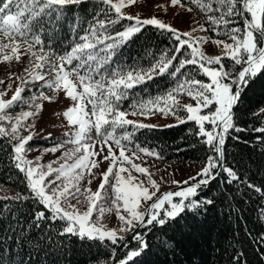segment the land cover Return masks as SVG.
Masks as SVG:
<instances>
[{
	"label": "snow or ice",
	"instance_id": "obj_1",
	"mask_svg": "<svg viewBox=\"0 0 264 264\" xmlns=\"http://www.w3.org/2000/svg\"><path fill=\"white\" fill-rule=\"evenodd\" d=\"M133 3L0 0V61L20 63L22 57L28 61L21 74H9L0 91V137L9 142V160L26 182V192L3 197L12 202L0 208V216L10 220L12 235L4 236L11 243L6 251L0 248L4 253L0 264H24L25 247L46 257L58 253L60 259L65 252L91 254L95 248L88 264H169L159 260L160 253L175 256L176 238L169 232L181 221L187 226L189 216L195 219L214 204L207 191L219 176L227 185L239 182L238 190L246 187L264 198V184H255L247 171L229 163L226 150L231 133L237 140L241 133H256L254 140L264 158V0H171L172 6L203 15L205 22H194L197 27L190 31L156 15L126 12ZM233 17H243L242 28L233 24ZM149 26L170 40V46L150 53L146 64L143 60L128 64L124 45ZM198 30L224 37L212 40L222 46L219 54H206L201 45L212 38L193 36ZM165 75L172 80L158 94L133 98L136 86ZM12 76L18 83L9 97ZM182 95L190 102L181 103ZM128 99L132 103L122 107ZM44 102L63 103L53 114L62 117L65 129L60 141L43 150L55 153L63 148L62 157L47 164L39 155L27 156L33 151L29 142L42 131L34 121ZM170 114L177 123L194 122L198 126L194 134L207 148L198 171L184 180L170 179L178 190L161 191V182L144 163V157L159 159L161 153L139 143L133 134L157 125L129 116ZM45 135L51 138L52 133ZM160 181L168 183L163 177ZM29 201L31 207L25 209ZM106 212H114L118 227L109 226ZM11 221L19 226L18 232ZM141 226H150L148 233L137 231ZM130 232L134 247L125 243ZM65 237L72 238L67 245ZM257 237L264 246V230ZM119 247L125 251L117 255ZM234 252L230 264H242L243 251Z\"/></svg>",
	"mask_w": 264,
	"mask_h": 264
},
{
	"label": "trees",
	"instance_id": "obj_2",
	"mask_svg": "<svg viewBox=\"0 0 264 264\" xmlns=\"http://www.w3.org/2000/svg\"><path fill=\"white\" fill-rule=\"evenodd\" d=\"M187 3L188 0H182ZM199 15L202 22L204 18L198 10H193ZM234 25L243 27V17L231 18ZM211 26L209 25V28ZM120 30V26L116 27ZM209 37H217L215 33L206 30ZM63 43H67L65 40ZM170 40L162 37L153 27L149 26L146 30L134 36L128 43L124 45L123 59H127L128 64L133 61L143 60L146 64L150 59V53L159 51L170 46ZM226 59V58H225ZM172 78L164 76L163 78L154 77L153 81H146L145 85L136 86L133 98L146 97L148 94L156 95L158 91L168 86ZM147 88V92L144 91ZM189 99L186 95H182L180 100ZM132 103L131 99L124 101L122 107L127 108ZM182 116L183 113H180ZM170 116H173L170 114ZM198 131V126L192 121H184L167 127H154L151 129H139L133 132L138 142L144 146H151L161 153L159 160L167 163H182L204 160L207 146L201 141V138L194 133ZM256 133H241V139H235L236 133H231L226 141V150L229 155V163L238 167L241 171H247L251 181L257 185L264 184V167H260L264 163V158L260 156V145L255 142ZM244 141H248L245 143ZM42 142L47 143L45 140ZM10 147L9 142L0 137V185L6 186L15 194L16 191L26 192V182H24V173L19 172L9 160ZM210 154V153H209ZM239 161V164L236 162ZM259 169V170H258ZM223 175L219 176L211 184V190L207 191V195L214 199V204L209 206L207 210L193 219L191 216L187 218V226L181 221L175 226V231H170L169 235L176 238L177 247L175 256L172 252L159 254L160 261H167L169 264H230L231 258L236 251L242 250L248 264H264V246L259 243L257 234L264 230V219L261 218V210L264 207V198L258 193L247 189L246 187L238 190L239 182L227 185L223 182ZM5 203H12L0 198V208ZM233 211H229V206ZM31 207V201L25 205V209ZM25 209H22L24 211ZM9 218L0 216V248H5L11 241L4 240L5 234L12 235L11 229L8 227ZM23 224V220L21 221ZM13 228L19 231V226L15 221H11ZM55 226V225H53ZM26 228L27 226L24 225ZM150 226H142L137 231L148 233ZM157 227H159L157 225ZM35 232V230H33ZM155 232V229L152 230ZM38 235V233H36ZM71 237H65V244ZM149 239H152L149 236ZM129 247L135 246L132 236H128L125 241ZM78 247V245H73ZM47 251V250H45ZM125 249L119 247V252L123 253ZM101 258H103L104 249H100ZM96 249L89 253H76L69 256L64 253L63 259H60L58 253L53 252L49 256L44 253L38 254L36 251L25 247L21 253L24 264H29V254L31 255V264H51L53 259L58 264H88L89 256L95 255ZM4 253H0L3 255ZM19 258V257H18Z\"/></svg>",
	"mask_w": 264,
	"mask_h": 264
},
{
	"label": "rangeland",
	"instance_id": "obj_3",
	"mask_svg": "<svg viewBox=\"0 0 264 264\" xmlns=\"http://www.w3.org/2000/svg\"><path fill=\"white\" fill-rule=\"evenodd\" d=\"M125 11L131 14L139 13L142 17L156 15L158 18L169 22L181 31H190L192 28L197 27V24L194 22H199L203 24L198 14H196L194 11L189 12L184 8H180L179 6H172L171 0H134V3L132 5L127 6L125 8ZM192 35L196 37L209 36L206 30H198L192 33ZM211 38L212 39L202 44L201 47H203L206 54H219L222 50V46H217L216 44H214L212 40H214L215 38ZM27 63L28 61L24 57H22V61L20 63H17L15 60L11 64L0 61V80L4 81L3 84H0V91L5 90L9 82V74H21L23 72V69L27 66ZM11 80L14 81L13 88L8 90L6 93V95L9 97L11 96L16 84L18 83V81L15 80V76H12ZM31 91L32 90L30 88L28 92L24 93V95H29ZM180 102L187 103L190 102V100L183 99L180 100ZM62 107L63 103L57 104L52 102H44V108L42 110V113L34 121L35 127L37 129H42V131H39L38 134L34 135L33 139L29 142V144L33 148V151L27 153V156L29 158H34L39 155L41 157L40 162L47 164L49 161H58L59 158L62 157V153L64 151L63 148H58L55 153H52L50 151H43L45 148L50 149L54 143L60 141L62 133L65 130L61 125L62 117H57L53 114L54 110H58ZM19 110L20 109L17 108L16 112H18ZM129 118L143 119L145 123H151L157 125V127H167L170 125L178 124L176 121V117L170 115H154L147 118L129 116ZM128 131L133 132V129L129 127ZM48 132L52 133L51 138L46 137L45 134ZM43 140H45L47 143L42 142ZM203 161L204 160L173 164L163 162L152 156L144 157V163L147 164L150 171L153 173L154 178H156L158 182H161V191L171 189L178 190V187L176 185L171 184L170 179H186L188 176L193 175L196 171L199 170V168L202 166ZM103 167H106V165H103ZM93 171H95V169H93ZM160 177H163L164 181H168V183L160 181ZM99 179L100 177L98 176L97 179L93 180L91 184V188L93 190H96L99 183ZM10 195H13L12 191L9 190L6 186L0 185V198ZM105 216L107 217V223L109 224V226H119L118 218L115 217L114 212H106Z\"/></svg>",
	"mask_w": 264,
	"mask_h": 264
},
{
	"label": "water",
	"instance_id": "obj_4",
	"mask_svg": "<svg viewBox=\"0 0 264 264\" xmlns=\"http://www.w3.org/2000/svg\"><path fill=\"white\" fill-rule=\"evenodd\" d=\"M137 230H138V229H137ZM130 235H132V233H131V232L128 234V236H130Z\"/></svg>",
	"mask_w": 264,
	"mask_h": 264
}]
</instances>
